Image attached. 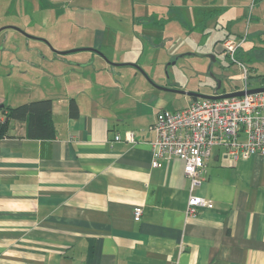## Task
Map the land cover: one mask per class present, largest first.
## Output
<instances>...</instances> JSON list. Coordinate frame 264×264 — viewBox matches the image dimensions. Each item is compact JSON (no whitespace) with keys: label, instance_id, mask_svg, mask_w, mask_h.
Instances as JSON below:
<instances>
[{"label":"crops","instance_id":"crops-1","mask_svg":"<svg viewBox=\"0 0 264 264\" xmlns=\"http://www.w3.org/2000/svg\"><path fill=\"white\" fill-rule=\"evenodd\" d=\"M250 1L262 9L251 18L264 17V0H193L191 7L203 27L214 15L229 23L244 18ZM14 36L27 48L34 46L31 41L37 45L35 51L8 49L10 76L18 64L33 62V52L34 59L49 63L51 73H59L58 63L66 58L95 64L99 75L90 85L72 69L58 83L29 80L27 96L15 98H51L56 134L29 138L25 122L11 119L8 134L0 137V264H264L263 157L234 160L224 147L215 148L195 189L213 206L200 208L195 218L185 216L189 179L183 161L171 157L151 165L157 113L199 97L160 88L174 89L166 82L169 74H159L156 65L135 67L121 57L109 63L100 51L104 30L91 40L69 42V48L86 46L71 53L53 52L42 36L22 31ZM3 54L0 50V63ZM72 97L76 116L69 114ZM127 131L134 142L115 140ZM135 206L142 207L137 221Z\"/></svg>","mask_w":264,"mask_h":264},{"label":"rangeland","instance_id":"rangeland-1","mask_svg":"<svg viewBox=\"0 0 264 264\" xmlns=\"http://www.w3.org/2000/svg\"><path fill=\"white\" fill-rule=\"evenodd\" d=\"M191 1L193 0H0V29L3 28L0 30V50L4 52L0 63V105L6 102L15 106L24 102L15 98L27 96L24 91L28 90L26 82L29 80L52 81L55 78L58 83L62 80L61 76L72 69L82 73L84 83L90 85L99 75L93 62L90 64L94 65L83 66L66 58L62 59L61 64L58 63L59 67L61 65L58 69L60 72L51 73L49 63L39 61L37 57L34 59L37 52H33L29 56L33 62L18 64L19 67H14L15 72L10 76L6 70L9 56L5 53L9 48L15 52L27 48L22 44L20 36H14L17 31L48 38L50 49L60 52L85 48L86 46L78 45L69 48L68 44L75 39H79V42L91 40L96 37L97 30H104L106 45L100 51L106 55L109 63L116 62L112 60H119L121 57L129 58L130 62L139 65H153L154 68L156 65L161 68L159 74L164 77L169 74L166 82L174 89L188 86L194 91L212 94L217 80L220 81V92L243 89L242 67L238 61L246 65L249 73L247 89L264 87V17L250 19L251 12L262 9L251 6L250 1L244 9V18L229 23L218 20L217 15H214L206 17L205 26L202 27L199 23L201 17L194 14ZM224 10L226 8L221 9ZM8 25L14 28L4 27ZM17 25L26 32L18 29L20 27L17 28ZM227 32H230L227 35L232 38L244 36L245 33L248 35L235 54L236 61H232L219 48L220 39ZM258 35L262 39L254 41ZM31 42L32 45H37ZM34 46L27 49L35 51ZM102 59L100 57V63L110 66L104 57ZM50 64L53 65V62ZM79 77L75 74L74 80L78 81ZM166 95L173 97L177 94L166 92Z\"/></svg>","mask_w":264,"mask_h":264},{"label":"built area","instance_id":"built-area-1","mask_svg":"<svg viewBox=\"0 0 264 264\" xmlns=\"http://www.w3.org/2000/svg\"><path fill=\"white\" fill-rule=\"evenodd\" d=\"M245 36L246 33L221 41V49L232 61H236L235 54ZM238 63L245 85L239 90H247L249 73L243 62ZM152 128L156 135L150 142L151 165L156 167L161 160L171 157L183 161L184 173L189 179L185 216L195 218L200 208L213 206L195 189L204 181L206 161L215 148L224 147L234 160L255 155L264 158V91L245 92L241 96L195 98L179 109L159 111ZM122 138L135 141L131 131L115 136V140ZM132 214L134 220H139L142 207L135 206Z\"/></svg>","mask_w":264,"mask_h":264},{"label":"trees","instance_id":"trees-1","mask_svg":"<svg viewBox=\"0 0 264 264\" xmlns=\"http://www.w3.org/2000/svg\"><path fill=\"white\" fill-rule=\"evenodd\" d=\"M250 19L252 18L250 17ZM225 38H227V36L221 38L220 41ZM246 38H248L247 35ZM261 39L262 38L258 35L254 41H260ZM0 110L4 113V119L0 122V137L8 134V122L11 119L25 122V135L29 138H52L56 134L55 125L52 120L51 98L29 100L15 106L4 103L3 106H0ZM77 113V102L75 98L72 97L69 99V114L71 116H76Z\"/></svg>","mask_w":264,"mask_h":264},{"label":"water","instance_id":"water-1","mask_svg":"<svg viewBox=\"0 0 264 264\" xmlns=\"http://www.w3.org/2000/svg\"><path fill=\"white\" fill-rule=\"evenodd\" d=\"M74 50H76V49H71V50L62 51V52L66 53V52H70V51H74ZM115 64H117V63H115ZM118 64H124V63H118ZM125 64H132L135 67H140V65H138L136 63H125ZM143 73L146 74L145 71ZM160 88H163L166 90L176 91L179 93H183L185 95H189V96H193V97H199V98L231 97V96L243 95L245 92L251 93V92H257V91H264V87H260V88H253V89H247V90H236V91H230V92H224V93H217L218 89L220 88V81L219 80H217L216 89H215L214 93H212V94H202V93H197L195 91H188V90H184V89H173V88H164V87H160ZM0 106H3V105L1 104Z\"/></svg>","mask_w":264,"mask_h":264},{"label":"flooded vegetation","instance_id":"flooded-vegetation-1","mask_svg":"<svg viewBox=\"0 0 264 264\" xmlns=\"http://www.w3.org/2000/svg\"><path fill=\"white\" fill-rule=\"evenodd\" d=\"M217 93H221V92L217 91Z\"/></svg>","mask_w":264,"mask_h":264},{"label":"bare ground","instance_id":"bare-ground-1","mask_svg":"<svg viewBox=\"0 0 264 264\" xmlns=\"http://www.w3.org/2000/svg\"><path fill=\"white\" fill-rule=\"evenodd\" d=\"M241 96V95H240Z\"/></svg>","mask_w":264,"mask_h":264}]
</instances>
